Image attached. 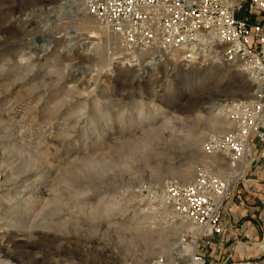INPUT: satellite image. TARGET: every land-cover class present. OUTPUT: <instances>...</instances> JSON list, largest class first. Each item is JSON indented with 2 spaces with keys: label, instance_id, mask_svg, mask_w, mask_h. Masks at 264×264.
Here are the masks:
<instances>
[{
  "label": "rangeland",
  "instance_id": "374dc122",
  "mask_svg": "<svg viewBox=\"0 0 264 264\" xmlns=\"http://www.w3.org/2000/svg\"><path fill=\"white\" fill-rule=\"evenodd\" d=\"M253 89L216 53L121 58L86 0H0V264L184 261L190 226L158 195L222 161L219 105Z\"/></svg>",
  "mask_w": 264,
  "mask_h": 264
},
{
  "label": "built area",
  "instance_id": "2783aa9c",
  "mask_svg": "<svg viewBox=\"0 0 264 264\" xmlns=\"http://www.w3.org/2000/svg\"><path fill=\"white\" fill-rule=\"evenodd\" d=\"M86 9L111 34L121 58L186 64L207 51L244 70L254 85L247 100L219 105L229 127L209 139L205 152L222 161L201 166L188 184L168 182L158 195L174 222L190 226L182 242L190 249L184 261L153 264H209L207 252L225 230L236 186L264 160V0H86Z\"/></svg>",
  "mask_w": 264,
  "mask_h": 264
},
{
  "label": "crops",
  "instance_id": "0c3cea01",
  "mask_svg": "<svg viewBox=\"0 0 264 264\" xmlns=\"http://www.w3.org/2000/svg\"><path fill=\"white\" fill-rule=\"evenodd\" d=\"M247 174L223 215L224 232L214 236L207 252L209 264H264V160L255 162Z\"/></svg>",
  "mask_w": 264,
  "mask_h": 264
},
{
  "label": "bare ground",
  "instance_id": "6f19581e",
  "mask_svg": "<svg viewBox=\"0 0 264 264\" xmlns=\"http://www.w3.org/2000/svg\"><path fill=\"white\" fill-rule=\"evenodd\" d=\"M237 101H240V99L239 100H237ZM233 102V101H232ZM214 133H218V132H221V130H220V128H214V131H213ZM139 143V142H138ZM137 143V144H138ZM142 144V143H141ZM141 144L139 143L138 145H140L141 146ZM136 145V144H135ZM2 175L3 174H0V187H1V185H4V184H8V185H10L9 183L10 182H6V181H4V180H2ZM157 180V179H156ZM189 180H190V173H188V171H185V172H183V173H181V174H179L178 175V181L179 182H182V183H188L189 182ZM20 184H23V181L20 179V180H16L15 181V183H14V186H12V188L11 189H16V187L18 186V185H20ZM166 188V187H165ZM183 224V223H182ZM185 224V223H184ZM180 226H181V224H180ZM131 229H132V227H130ZM140 228H141V225L140 224H137L136 226H135V229L136 230H140ZM185 246H183V243H182V241H180L178 244H177V253L176 254H178V257L177 258H179V256L180 255H184V254H186V251H189V249H190V247H188V245H186V244H184Z\"/></svg>",
  "mask_w": 264,
  "mask_h": 264
},
{
  "label": "water",
  "instance_id": "95a60500",
  "mask_svg": "<svg viewBox=\"0 0 264 264\" xmlns=\"http://www.w3.org/2000/svg\"><path fill=\"white\" fill-rule=\"evenodd\" d=\"M263 247V246H262Z\"/></svg>",
  "mask_w": 264,
  "mask_h": 264
}]
</instances>
